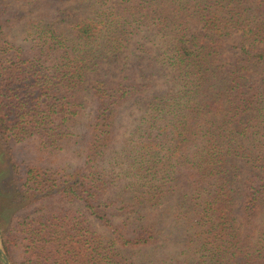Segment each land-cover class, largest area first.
<instances>
[{"label":"trees","instance_id":"16d2710c","mask_svg":"<svg viewBox=\"0 0 264 264\" xmlns=\"http://www.w3.org/2000/svg\"><path fill=\"white\" fill-rule=\"evenodd\" d=\"M13 2L59 20L0 0L9 262L264 264V0Z\"/></svg>","mask_w":264,"mask_h":264},{"label":"rangeland","instance_id":"374dc122","mask_svg":"<svg viewBox=\"0 0 264 264\" xmlns=\"http://www.w3.org/2000/svg\"><path fill=\"white\" fill-rule=\"evenodd\" d=\"M4 4L11 11H13L22 18L20 22H15L12 24L11 29L9 30L10 37L12 38H15L17 35L20 34L21 24L28 20H40V21L49 20L50 22L59 20V18L56 17L57 16L56 12L53 9L46 10V9L38 8L32 11L28 6L22 4H16L13 2V0H4ZM229 44L233 45L234 43H229ZM0 160H2V158ZM58 162L60 163L64 162L61 156L59 157ZM3 171H5V169H3L2 172ZM6 174L7 172L4 175L0 176V178L4 180V183L0 185V216L4 220H6L7 218L10 219L11 215L14 212V207L12 206L11 203L12 195L10 194L13 187L11 186L10 179L6 178ZM143 255L147 256L148 251H143Z\"/></svg>","mask_w":264,"mask_h":264},{"label":"water","instance_id":"95a60500","mask_svg":"<svg viewBox=\"0 0 264 264\" xmlns=\"http://www.w3.org/2000/svg\"><path fill=\"white\" fill-rule=\"evenodd\" d=\"M0 254L3 256L4 261L6 262V264H10L8 257L5 255L4 251L0 248Z\"/></svg>","mask_w":264,"mask_h":264}]
</instances>
